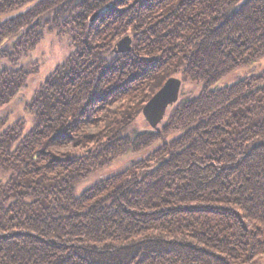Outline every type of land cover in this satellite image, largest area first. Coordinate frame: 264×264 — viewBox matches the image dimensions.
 Returning a JSON list of instances; mask_svg holds the SVG:
<instances>
[{
    "label": "trees",
    "instance_id": "1",
    "mask_svg": "<svg viewBox=\"0 0 264 264\" xmlns=\"http://www.w3.org/2000/svg\"><path fill=\"white\" fill-rule=\"evenodd\" d=\"M263 60L264 0H0V264H264Z\"/></svg>",
    "mask_w": 264,
    "mask_h": 264
},
{
    "label": "rangeland",
    "instance_id": "2",
    "mask_svg": "<svg viewBox=\"0 0 264 264\" xmlns=\"http://www.w3.org/2000/svg\"><path fill=\"white\" fill-rule=\"evenodd\" d=\"M94 15H96V17H94L93 20L99 16V14L97 12H95V13H93L91 15L90 19ZM90 19H89V21L91 22ZM44 36H45V39H43L40 42V44L36 47V49L34 50V58L36 59L37 62H39L38 74L35 75L34 77H31V78L28 79L27 84L29 85V87L27 88V90L21 92L20 95H18L17 99L13 103H11L7 108H5V109H10V111H9L10 112V117L13 118V119L16 118L19 114L21 115L20 104L22 103V99H24L26 96L29 95V91L32 88L38 86L41 82H43V80L45 79L47 74L50 71H52L57 64H60L64 60V58H65V56H66V54L68 52L67 48L64 47L62 42L58 43V42H55L53 40V36L52 37H49L47 35H44ZM125 37H129V36L126 35V36L122 37L121 39H123ZM121 39H119V40H121ZM119 40L117 42H119ZM117 42L115 43V45L117 44ZM132 42L133 41L131 39V48H132ZM115 45H114V47H115ZM126 53H128V52H126ZM126 53H123V54H126ZM115 55H120V54H115ZM258 68L259 69L260 68H264V60L261 62V64L259 65ZM236 76L239 77V75H236ZM230 80L231 79H227L226 81H224V83H227ZM167 113H168V111L166 112L165 117H166ZM140 116H141L142 120L145 122L144 118L142 117V111H141ZM165 117H164L163 121L160 122L159 127L163 124V122L165 120ZM159 127H158V129H159ZM149 128H151V127H149ZM125 133H127V132H125ZM132 159H134V157L126 158L124 160H121V161L117 162L116 164L112 165L108 169L104 170L101 173V177L110 176L112 174H116V173H119V172L125 170L129 166L130 160H132ZM95 179H96V177L91 178L89 181H87L86 184H90L91 181H93Z\"/></svg>",
    "mask_w": 264,
    "mask_h": 264
},
{
    "label": "water",
    "instance_id": "3",
    "mask_svg": "<svg viewBox=\"0 0 264 264\" xmlns=\"http://www.w3.org/2000/svg\"><path fill=\"white\" fill-rule=\"evenodd\" d=\"M94 17H96V15L90 20L92 21ZM130 49L131 39L125 37L117 42L112 52L115 54H123L129 52ZM180 89L181 81L177 78H169L149 100L142 109V117L148 126L158 131L159 124L163 121L166 112L177 103Z\"/></svg>",
    "mask_w": 264,
    "mask_h": 264
}]
</instances>
